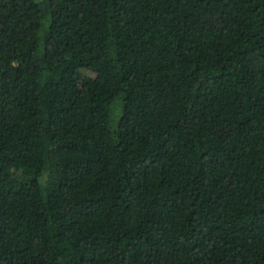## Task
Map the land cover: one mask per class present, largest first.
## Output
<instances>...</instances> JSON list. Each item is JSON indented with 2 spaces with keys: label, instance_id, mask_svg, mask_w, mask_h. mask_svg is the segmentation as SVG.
Returning a JSON list of instances; mask_svg holds the SVG:
<instances>
[{
  "label": "trees",
  "instance_id": "16d2710c",
  "mask_svg": "<svg viewBox=\"0 0 264 264\" xmlns=\"http://www.w3.org/2000/svg\"><path fill=\"white\" fill-rule=\"evenodd\" d=\"M0 264H264V0H0Z\"/></svg>",
  "mask_w": 264,
  "mask_h": 264
},
{
  "label": "rangeland",
  "instance_id": "374dc122",
  "mask_svg": "<svg viewBox=\"0 0 264 264\" xmlns=\"http://www.w3.org/2000/svg\"><path fill=\"white\" fill-rule=\"evenodd\" d=\"M88 75H89L88 72H82V73H81V76H88Z\"/></svg>",
  "mask_w": 264,
  "mask_h": 264
}]
</instances>
